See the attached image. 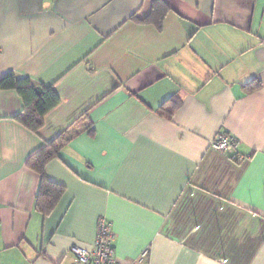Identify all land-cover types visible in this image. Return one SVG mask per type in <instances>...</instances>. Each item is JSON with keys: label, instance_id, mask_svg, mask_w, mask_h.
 <instances>
[{"label": "crops", "instance_id": "1", "mask_svg": "<svg viewBox=\"0 0 264 264\" xmlns=\"http://www.w3.org/2000/svg\"><path fill=\"white\" fill-rule=\"evenodd\" d=\"M152 1L0 0V77L59 98L32 132L0 90V264H74L99 217L116 264H264V0H164L161 31ZM63 132L43 215L26 162Z\"/></svg>", "mask_w": 264, "mask_h": 264}, {"label": "trees", "instance_id": "2", "mask_svg": "<svg viewBox=\"0 0 264 264\" xmlns=\"http://www.w3.org/2000/svg\"><path fill=\"white\" fill-rule=\"evenodd\" d=\"M168 12H170V8L164 0H153L151 12L146 19L138 20L135 16H131L130 21L137 24L151 25L157 31H161L163 18ZM0 90L14 91L20 97L23 110L16 119L32 132L42 127L44 116L59 103L58 96L50 87L35 85L28 78L19 77L12 72L0 77ZM71 139L63 132L57 139L47 144L45 148L35 153L26 162L27 168L39 177L35 209L43 215H47L53 210L64 192L62 186L53 184L46 179L44 168L49 162L58 157L62 147Z\"/></svg>", "mask_w": 264, "mask_h": 264}, {"label": "built area", "instance_id": "3", "mask_svg": "<svg viewBox=\"0 0 264 264\" xmlns=\"http://www.w3.org/2000/svg\"><path fill=\"white\" fill-rule=\"evenodd\" d=\"M214 149L220 152H232V140L221 136L212 142ZM110 224L103 218L96 224V233L93 245L85 250L72 247L74 264H116L114 261V236H111Z\"/></svg>", "mask_w": 264, "mask_h": 264}, {"label": "rangeland", "instance_id": "4", "mask_svg": "<svg viewBox=\"0 0 264 264\" xmlns=\"http://www.w3.org/2000/svg\"><path fill=\"white\" fill-rule=\"evenodd\" d=\"M217 139V138H216ZM215 139V140H216ZM104 217H99L98 219H97V222L100 220V219H103ZM107 222H108V220L106 219V218H104ZM97 222H96V224H97ZM109 224H110V222H108ZM110 226H111V224H110ZM111 236H114L113 235V232H112V234H110ZM73 252V249L72 248H70V253H72Z\"/></svg>", "mask_w": 264, "mask_h": 264}]
</instances>
